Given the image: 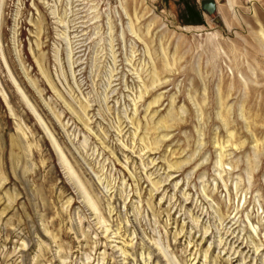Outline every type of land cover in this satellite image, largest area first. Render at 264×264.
<instances>
[{
  "label": "rangeland",
  "instance_id": "obj_1",
  "mask_svg": "<svg viewBox=\"0 0 264 264\" xmlns=\"http://www.w3.org/2000/svg\"><path fill=\"white\" fill-rule=\"evenodd\" d=\"M202 1L0 0V264H264V0Z\"/></svg>",
  "mask_w": 264,
  "mask_h": 264
},
{
  "label": "water",
  "instance_id": "obj_2",
  "mask_svg": "<svg viewBox=\"0 0 264 264\" xmlns=\"http://www.w3.org/2000/svg\"><path fill=\"white\" fill-rule=\"evenodd\" d=\"M201 7L208 15H214L217 12V2L215 0H203ZM215 22L220 23L221 19H215Z\"/></svg>",
  "mask_w": 264,
  "mask_h": 264
}]
</instances>
